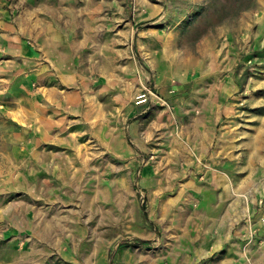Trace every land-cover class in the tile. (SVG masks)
Segmentation results:
<instances>
[{
  "label": "rangeland",
  "instance_id": "374dc122",
  "mask_svg": "<svg viewBox=\"0 0 264 264\" xmlns=\"http://www.w3.org/2000/svg\"><path fill=\"white\" fill-rule=\"evenodd\" d=\"M39 1L43 8L45 3L51 8V0H0V152L7 135L31 133V126L25 129V124L11 117L9 107L32 95L33 89L34 97L46 96L35 89L36 76L25 73L33 62L25 67V57L18 52L25 56L31 50L42 51L33 36L25 35L23 25L32 20L31 13L38 15L35 2ZM92 1L81 0L79 8L83 10ZM149 1L153 9L145 11L137 0H102L97 20L101 25L89 33V52L100 57L97 63L104 69L98 72L97 86L102 88L107 113L99 129L86 140L82 138L87 165H81L79 172H69L80 184L62 191L44 188L43 196L49 200L41 196L39 203L35 189L22 187L21 170L7 169L5 156H0V212L22 198L32 211L36 203L46 212L69 213L73 234L68 243L71 250L80 245L81 251L87 250V264H174L166 259L169 250L175 244L191 243V235L201 237L208 228L214 230V223L223 228L230 225L240 234L235 236L239 247L231 251L235 264H264V159L243 142L255 130L252 124L264 131V28L259 29L257 22L264 17V0ZM41 16L44 22L49 19L46 26L51 24L45 11ZM228 53L237 57L231 71L234 76L230 74L235 83L218 96H227L229 106L225 108L230 114H225L221 124L228 121L233 131L227 129L228 137L220 144L228 159L226 169L214 165L217 171H213L225 182L212 192L213 203L207 204L201 193L189 187L194 181L206 186L211 178L210 157L200 160L187 121L204 112L197 105L211 63L226 73L220 77L223 83L229 82L232 63ZM183 60L203 75L198 82L193 78L184 85L179 82V76L189 69L181 65ZM181 106L184 119L178 113ZM138 122L139 128L132 129ZM174 134L184 147V161L171 148L173 138L168 140ZM64 143L67 146L51 148L65 147L62 153L67 157L73 145ZM149 162L155 173L145 180L142 171ZM150 170L147 167L145 173ZM36 174L41 181L45 179V172ZM55 193L62 197L57 208L51 207ZM210 208L216 219L212 224L204 216ZM144 228L147 236L142 233ZM211 237L201 239L202 244L209 245ZM211 248L198 264H211L222 255Z\"/></svg>",
  "mask_w": 264,
  "mask_h": 264
},
{
  "label": "crops",
  "instance_id": "0c3cea01",
  "mask_svg": "<svg viewBox=\"0 0 264 264\" xmlns=\"http://www.w3.org/2000/svg\"><path fill=\"white\" fill-rule=\"evenodd\" d=\"M35 4L39 6L38 15H35L36 11L31 13L32 20L23 25H25V35L33 36L42 51L40 53L36 49L31 50L30 52L33 51V53L25 54V56L23 51L18 52L23 58L25 57V67L33 62L30 69H25V73L30 72L36 76L38 85L35 89L46 96L35 95L34 97L33 89V96L28 95L22 101L17 100L15 106L9 107L11 117L25 124V129L31 126V133L25 130L14 135H7L9 139L5 138L7 143L4 150H1L0 156H5L7 169L18 167L17 169L21 170L24 176L21 182L22 187L35 189L36 195L40 197L35 201L38 200L41 203V196L45 198L42 200H49V197L43 196L44 188L45 190L50 187L51 190L59 188V191H62L66 186L80 184V179L76 176L72 177L69 172H79L81 165L84 167L87 165L88 152L81 143L82 138L86 140L93 132L95 133L102 125L107 113L105 104L101 100L102 88L97 86L99 84L98 72L104 69L97 63L100 57H93L90 54L89 47L92 44L88 42L89 33L99 28L100 23L97 20L99 12L103 10L104 2L94 0L90 4H84L83 10L79 8L81 0L73 2L71 0H51V8L46 3L43 8L42 1L35 2ZM140 7L143 10L146 9ZM44 11L47 18L51 17V24L48 26L46 25L49 19H45L44 22L41 16ZM257 22L259 29L264 28V17H260ZM230 52H233V49ZM228 59L232 63L231 70L227 73L230 78L227 80L229 82L223 83L220 77L226 73L224 70L222 73L220 68L211 63L210 77L206 82L204 94L200 93L197 105L204 112L191 116L187 121L193 132L195 149H198L201 155L200 160L202 159L203 162L204 157H210L211 170L209 169L208 172L211 178L205 182L206 186L204 182L195 184L193 180V185L189 187L196 189V194L201 193L207 204L213 203L212 192H215L217 186L225 182L224 177L216 176L213 171H217L215 168L226 169L228 159L226 153L222 152L220 144H223L228 137L229 133L226 130L233 131V128L227 127L230 126L228 121L221 124L225 114H230V109L225 108L229 106L225 103L227 96L222 95V99L218 96L219 91H230L232 82L235 83L230 74L233 75L231 71L234 69L237 57L228 53ZM230 62L228 61L229 64ZM189 64L187 60L181 61L182 66L189 67V69L186 67L188 70L179 76L178 80L183 85L191 78L198 82L203 77V75L199 76L197 71L192 70ZM102 71L101 75H104ZM44 76L45 79H43ZM50 76L51 84L49 83ZM211 78L212 82H209ZM56 79L59 81L56 82ZM208 111L209 113L212 111L210 116ZM120 112L121 110H118V114ZM183 112L184 109L181 106L178 110L179 114L182 113L180 114L181 119H184ZM139 125L140 122L132 124V129L137 130ZM252 126L255 130H252L249 141L244 140L243 142L246 147L251 146V150L259 153L264 159L263 127L258 124H252ZM171 138H173V143L170 141L173 152L178 153V160L184 161V147L179 143L178 136L174 134L168 140ZM66 141L69 146L73 145L72 151L67 150V157L66 153H62L65 152V147L51 148V145L67 146L64 143ZM243 142L240 145H243ZM171 148L168 152H171ZM12 154L15 156L13 157ZM214 165H216L215 168ZM147 167L151 170L145 173ZM200 168L201 164L198 165V169ZM253 170L251 167L250 171ZM39 171L45 172L43 181L38 179L40 174L36 173ZM154 173V167L150 162L147 163L142 171L143 179L148 180ZM216 182L217 185H214ZM224 197L225 195L222 199ZM61 198L57 193L52 194L51 207L57 208L56 204L62 202ZM21 207L26 211H23ZM213 213L212 208L208 212L205 211V215L202 213L210 220V224L216 220ZM71 219L69 213L52 210L46 212L42 205H36V203L35 211H32L30 203L22 198L11 202L3 212H0V264H87L89 259L87 250L81 251V245L71 250V245L68 243L72 241L71 234H73ZM214 225V230L208 228L201 237H199L200 234L196 237L191 235V243L187 245L176 246L175 244L173 249L169 250L170 254L166 256V259L174 264H198L200 258L205 256L212 246L210 251L219 252L222 255H219L211 264H235L236 260L231 257V251L239 247L235 236H240V234L230 225L227 228L220 227L221 224L214 223ZM142 233L144 236L149 234L146 228ZM65 235L69 240L65 238ZM157 235L160 237V233ZM206 237L208 240L212 238L209 245L202 244V240ZM178 247L179 250L175 249Z\"/></svg>",
  "mask_w": 264,
  "mask_h": 264
},
{
  "label": "bare ground",
  "instance_id": "6f19581e",
  "mask_svg": "<svg viewBox=\"0 0 264 264\" xmlns=\"http://www.w3.org/2000/svg\"><path fill=\"white\" fill-rule=\"evenodd\" d=\"M136 2V1H135ZM137 4L142 6V8H146L144 10H151L153 9V5L149 0H137ZM147 13V12H146ZM148 14V13H147ZM147 17V16H146ZM149 18V17H148ZM173 65V64H172ZM173 71V69H172Z\"/></svg>",
  "mask_w": 264,
  "mask_h": 264
}]
</instances>
